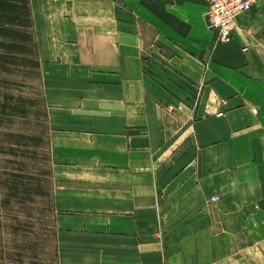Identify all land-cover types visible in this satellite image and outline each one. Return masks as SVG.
<instances>
[{
    "label": "crops",
    "instance_id": "obj_1",
    "mask_svg": "<svg viewBox=\"0 0 264 264\" xmlns=\"http://www.w3.org/2000/svg\"><path fill=\"white\" fill-rule=\"evenodd\" d=\"M28 1L59 264H264V0Z\"/></svg>",
    "mask_w": 264,
    "mask_h": 264
},
{
    "label": "rangeland",
    "instance_id": "obj_2",
    "mask_svg": "<svg viewBox=\"0 0 264 264\" xmlns=\"http://www.w3.org/2000/svg\"><path fill=\"white\" fill-rule=\"evenodd\" d=\"M10 42L25 50L0 46V264H59L45 84L33 33Z\"/></svg>",
    "mask_w": 264,
    "mask_h": 264
},
{
    "label": "built area",
    "instance_id": "obj_3",
    "mask_svg": "<svg viewBox=\"0 0 264 264\" xmlns=\"http://www.w3.org/2000/svg\"><path fill=\"white\" fill-rule=\"evenodd\" d=\"M207 5L208 27L215 31L221 44L230 42L237 20L248 13L257 0H198ZM218 200V198L216 199Z\"/></svg>",
    "mask_w": 264,
    "mask_h": 264
},
{
    "label": "trees",
    "instance_id": "obj_4",
    "mask_svg": "<svg viewBox=\"0 0 264 264\" xmlns=\"http://www.w3.org/2000/svg\"><path fill=\"white\" fill-rule=\"evenodd\" d=\"M18 0H0V36H9L13 39L19 38L28 41L32 33L30 30L33 28V21L31 10L28 1V7L19 5ZM1 47H7L14 55L20 50H25L24 45H19L16 42H10L7 45L0 44ZM16 57V55H15Z\"/></svg>",
    "mask_w": 264,
    "mask_h": 264
}]
</instances>
